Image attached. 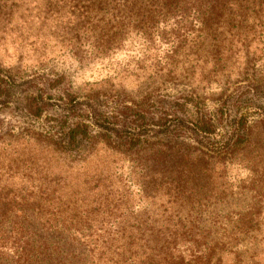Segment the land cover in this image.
Masks as SVG:
<instances>
[{"label": "rangeland", "instance_id": "374dc122", "mask_svg": "<svg viewBox=\"0 0 264 264\" xmlns=\"http://www.w3.org/2000/svg\"><path fill=\"white\" fill-rule=\"evenodd\" d=\"M174 31L168 25L155 33ZM193 43L148 41L132 33L121 47L104 53L90 43L71 52L60 45L35 49L28 44L21 53L8 47L2 64L20 66L25 77L8 104H0V237H23L20 231L27 227L39 231L57 247L40 254L39 264H59L64 256V264H112L117 253L109 245L101 248L106 238L155 226L163 238L175 240L172 252L182 253L186 264H264V41L252 43L248 54L243 46L225 43L213 57ZM230 50L236 54L221 55ZM182 68L189 71L181 73ZM32 79L47 86L46 92H34L45 104L40 116L27 109L31 91L23 81ZM68 93L96 102L93 114L83 112L95 147L86 155L52 154L41 141L42 127L53 124L50 113ZM181 96L202 102L214 118L222 115V126L219 122L206 137L192 131L188 120L196 108L188 102L185 110ZM229 113L247 116L253 139L211 157L194 197L179 198V182L170 170L180 167L170 169L173 159L167 163L173 179L167 195L145 196L148 177L137 162L140 154L113 153L99 141L101 135L121 141L134 132L216 155L230 136ZM179 121L185 133L177 128ZM94 239L99 247L92 250ZM136 253L141 261L142 250ZM100 254L103 260L96 263Z\"/></svg>", "mask_w": 264, "mask_h": 264}, {"label": "trees", "instance_id": "16d2710c", "mask_svg": "<svg viewBox=\"0 0 264 264\" xmlns=\"http://www.w3.org/2000/svg\"><path fill=\"white\" fill-rule=\"evenodd\" d=\"M168 25L175 27L176 31L167 35L155 33L160 26ZM132 33H140L148 41L155 38L173 44L194 41L193 46L206 47L205 51L211 57L215 53L219 54L218 48L225 43L243 46L248 54L252 43L264 41V0H0L2 57L7 55L8 47H13L15 53H21L28 44L33 45L35 49H44L47 45H60L71 52L79 50L83 44L90 43L100 47L99 53H104L121 47ZM175 51L177 50L173 49L172 52ZM232 54L236 53H232L231 50L221 52L223 56ZM2 57H0V104L7 105L8 98L20 86V79H23L25 74L20 66L5 67L2 64ZM183 71L189 70L182 68L180 72ZM23 83L26 85L25 89L31 91L26 97L28 112L34 116L42 115L45 104L42 99L36 100L37 96H41L34 92L40 90L46 92V83L35 79ZM148 97L150 96L144 97L142 101L148 100ZM181 98H183L181 106L185 110H188L186 106L188 102L196 108L194 118L188 120L193 125L192 131L206 137L216 132L219 122L222 126V115L214 118L206 112L202 102L193 99L187 101L186 96ZM61 100L50 113L53 124L42 127L39 133L42 135L41 141L44 142V151L66 156L74 155L76 152H83L86 155L95 147L90 125L86 122L83 112L93 114L96 109L95 99L89 96L79 99L68 93ZM154 102L161 101L156 99ZM220 113L222 114L221 109ZM138 115L139 122L144 123V114L138 112ZM229 117V121H232L228 131L230 136L227 133L224 143L216 148L218 150L216 155L184 142L159 139L150 141L134 132L121 141L111 139L109 135H101L99 141L106 144L113 153L123 154L132 151L140 154V161L137 162L143 165L148 177L142 187L144 192L143 188L149 186V193L145 196L152 198L156 195H167L173 183L167 163L173 159L174 164L170 169L180 167L174 171L170 170L171 173H175L176 181L179 182L177 186L179 198L184 194L194 197L198 190L195 185L207 177L206 168L211 157L232 151L239 145H248L253 139L254 134L247 123V116H233L229 113ZM179 122L177 124L179 132L185 133L186 130L182 126L184 122ZM110 129L115 132L118 130L116 127ZM182 181L186 182V186L181 184ZM190 183L191 186L188 185ZM48 222L44 220L45 224ZM19 226L26 227L22 223H19ZM32 230L30 227L22 229L20 233H24V236L19 238L0 237V243H10V247L0 245V264H39L43 261L39 258L40 254L57 248L46 241V237L39 231ZM143 239L149 250L144 247ZM174 241L163 238L155 226H152L145 228L142 233L139 229H134L128 236L108 237L101 248L109 245L112 248L111 252L117 253V259L112 264H186L182 253L172 252L175 248L172 246ZM93 243L92 250L97 249L99 247L97 240L94 239ZM37 250L39 251L36 252ZM139 250H142L143 254L141 261L136 253ZM69 257L71 258V255ZM67 258V256L59 258V264H64ZM95 260L96 263H100L103 260L102 255H96Z\"/></svg>", "mask_w": 264, "mask_h": 264}]
</instances>
